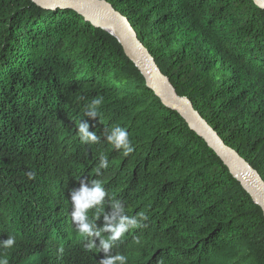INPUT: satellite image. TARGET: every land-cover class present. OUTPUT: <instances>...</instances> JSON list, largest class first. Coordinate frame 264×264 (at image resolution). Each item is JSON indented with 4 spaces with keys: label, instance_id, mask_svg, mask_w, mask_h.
I'll use <instances>...</instances> for the list:
<instances>
[{
    "label": "trees",
    "instance_id": "1",
    "mask_svg": "<svg viewBox=\"0 0 264 264\" xmlns=\"http://www.w3.org/2000/svg\"><path fill=\"white\" fill-rule=\"evenodd\" d=\"M104 1L129 20L175 94L264 181V8L253 0ZM97 96L104 102L91 120L84 109ZM84 118L100 143L79 140ZM117 125L135 148L127 157L102 136ZM101 154L109 167L97 176ZM90 178L128 214L147 216L112 249L128 264H264L261 207L147 86L117 39L72 10L0 0V242L16 238L0 256L99 264L104 253L88 249L70 216L71 192Z\"/></svg>",
    "mask_w": 264,
    "mask_h": 264
},
{
    "label": "clouds",
    "instance_id": "2",
    "mask_svg": "<svg viewBox=\"0 0 264 264\" xmlns=\"http://www.w3.org/2000/svg\"><path fill=\"white\" fill-rule=\"evenodd\" d=\"M103 102L100 96L92 98L85 106L84 117L91 120L99 117ZM89 129L88 121L85 118L81 119L77 127L79 140L89 145L100 143L101 136ZM102 136L114 149L122 150L125 157L135 151L129 132L119 125L113 126L107 132L104 131ZM108 167V157L101 154L95 169L96 175H101V170ZM27 176L29 179H35L34 172H28ZM70 198V216L76 235L87 240L88 249L104 253V258L99 264H128L127 255L112 254V249L130 230L146 227L147 216L143 212L128 214L124 203L110 195L104 187V182L99 179L81 180L80 186L71 192ZM15 244L16 238L8 236L6 240L0 242V248L12 249ZM0 264H8V259L0 256Z\"/></svg>",
    "mask_w": 264,
    "mask_h": 264
},
{
    "label": "water",
    "instance_id": "3",
    "mask_svg": "<svg viewBox=\"0 0 264 264\" xmlns=\"http://www.w3.org/2000/svg\"><path fill=\"white\" fill-rule=\"evenodd\" d=\"M33 2L44 9H69L75 11L78 15L85 17L94 26L106 30L115 37L122 45L126 55L141 71L147 86L153 90L166 107L177 112L185 120L190 129L207 143L226 165L231 175L241 184L253 201L261 207L264 214L263 179L237 151L225 144L216 130L208 124L188 100L178 97L173 88L171 89L175 96L170 95L162 88L154 76V72L159 70L158 67L138 39L132 28V24L124 15L104 0H33ZM253 2L256 6L264 8V0H253ZM90 11H97L105 15L112 24L117 36L108 29L95 25L89 17Z\"/></svg>",
    "mask_w": 264,
    "mask_h": 264
},
{
    "label": "bare ground",
    "instance_id": "4",
    "mask_svg": "<svg viewBox=\"0 0 264 264\" xmlns=\"http://www.w3.org/2000/svg\"><path fill=\"white\" fill-rule=\"evenodd\" d=\"M89 17L95 25L102 26L108 29L109 31H111L115 36H117L112 24L105 15L97 11H90ZM154 73H155L154 76L156 77L162 88L170 95L175 96L174 92L171 89L172 87L169 85L166 79L161 75L159 70L155 71Z\"/></svg>",
    "mask_w": 264,
    "mask_h": 264
}]
</instances>
